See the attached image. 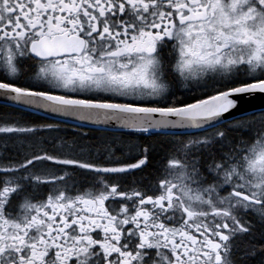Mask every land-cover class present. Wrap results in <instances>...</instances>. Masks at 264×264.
I'll use <instances>...</instances> for the list:
<instances>
[{
	"label": "snow or ice",
	"instance_id": "obj_1",
	"mask_svg": "<svg viewBox=\"0 0 264 264\" xmlns=\"http://www.w3.org/2000/svg\"><path fill=\"white\" fill-rule=\"evenodd\" d=\"M256 99L264 0H0V264H264Z\"/></svg>",
	"mask_w": 264,
	"mask_h": 264
},
{
	"label": "flooded vegetation",
	"instance_id": "obj_2",
	"mask_svg": "<svg viewBox=\"0 0 264 264\" xmlns=\"http://www.w3.org/2000/svg\"><path fill=\"white\" fill-rule=\"evenodd\" d=\"M257 111H259V110H257ZM96 127L97 126H93V125H85L83 130L87 131L89 128H96ZM120 131H123V130H120ZM89 135L90 136H99V135H101V133L99 131H93V132H89ZM115 135H120V132H116ZM68 138L70 139L71 137H68ZM127 138L128 137H126V139ZM130 139H136V137H130Z\"/></svg>",
	"mask_w": 264,
	"mask_h": 264
},
{
	"label": "water",
	"instance_id": "obj_3",
	"mask_svg": "<svg viewBox=\"0 0 264 264\" xmlns=\"http://www.w3.org/2000/svg\"><path fill=\"white\" fill-rule=\"evenodd\" d=\"M252 105L255 106V110L264 109V100L256 99V100L252 101Z\"/></svg>",
	"mask_w": 264,
	"mask_h": 264
}]
</instances>
